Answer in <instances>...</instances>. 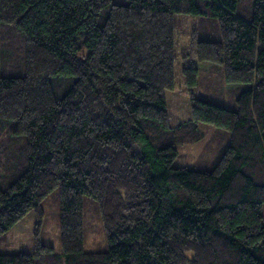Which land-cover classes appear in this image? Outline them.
I'll return each instance as SVG.
<instances>
[{"label": "trees", "instance_id": "16d2710c", "mask_svg": "<svg viewBox=\"0 0 264 264\" xmlns=\"http://www.w3.org/2000/svg\"><path fill=\"white\" fill-rule=\"evenodd\" d=\"M238 2L0 0V238L37 218L34 252L0 264H264V0L251 19ZM176 15L216 19L197 61L251 88L225 109L196 98L200 71L184 68L191 118L174 127ZM203 124L229 133L219 163L174 168ZM56 189L61 253L40 234ZM85 197L106 252L84 249Z\"/></svg>", "mask_w": 264, "mask_h": 264}, {"label": "rangeland", "instance_id": "374dc122", "mask_svg": "<svg viewBox=\"0 0 264 264\" xmlns=\"http://www.w3.org/2000/svg\"><path fill=\"white\" fill-rule=\"evenodd\" d=\"M255 2L256 0H239L238 15L251 19ZM175 23L177 26L176 86L173 91H166L171 126L176 127L191 118L190 91L186 87V78L182 73L183 69L189 66L195 65L200 71L199 85L193 90L196 98L225 109H235L236 100L241 93L248 91L251 85H228L225 82L223 68L211 63H200L194 55V43L197 39L220 40L219 22L216 19L176 15ZM17 53L20 55V52ZM16 64L20 69L21 57H18ZM200 130L199 141L177 146L178 157L173 164L174 168L212 171L219 163L229 145V133L205 124L200 126ZM42 207L45 216L40 230L41 241L53 247L57 253H61L59 189L53 191L44 200ZM36 227V214L30 212L18 225L0 238V255L33 253ZM84 236L86 252L108 251V236L101 213L97 203L90 197L84 198Z\"/></svg>", "mask_w": 264, "mask_h": 264}]
</instances>
